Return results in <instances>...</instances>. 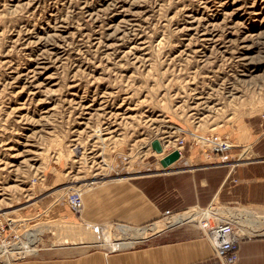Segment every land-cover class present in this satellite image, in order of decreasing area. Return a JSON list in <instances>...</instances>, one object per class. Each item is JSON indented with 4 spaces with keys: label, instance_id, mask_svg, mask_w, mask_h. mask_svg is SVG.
Masks as SVG:
<instances>
[{
    "label": "rangeland",
    "instance_id": "obj_1",
    "mask_svg": "<svg viewBox=\"0 0 264 264\" xmlns=\"http://www.w3.org/2000/svg\"><path fill=\"white\" fill-rule=\"evenodd\" d=\"M261 117L264 0H0V215L12 221L0 264L63 243L74 230L51 217L53 200L162 171L177 137L187 161L190 147L200 152L190 169L222 165L227 153L231 166L250 160L243 134L262 129ZM208 133L227 135L234 147L206 154L195 135ZM213 205L174 214L197 213L184 224L203 232L212 211L232 218L239 235L264 233V207ZM136 229L101 226L94 245H140L152 233L136 238ZM34 230L36 250L17 249Z\"/></svg>",
    "mask_w": 264,
    "mask_h": 264
},
{
    "label": "crops",
    "instance_id": "obj_2",
    "mask_svg": "<svg viewBox=\"0 0 264 264\" xmlns=\"http://www.w3.org/2000/svg\"><path fill=\"white\" fill-rule=\"evenodd\" d=\"M259 123L264 124V117ZM261 128L243 134V140L251 143L252 156L242 163L231 166L232 154L227 153L218 159L226 161L222 165L190 169L186 167L189 162L201 160V155L197 148L190 147L187 161L183 146L179 158L167 169L162 165L158 172L140 170L84 189L78 214L64 201L51 206L53 200L48 206L51 217L73 224L74 230L62 235L63 243L51 242L44 251L12 264H221L203 231L191 224L154 231L137 241L140 245L115 250L94 245L100 237L95 231L104 225L142 228L160 223L166 210L177 213L217 202L264 207V127ZM256 232L254 227V234L240 241L236 264H264V233Z\"/></svg>",
    "mask_w": 264,
    "mask_h": 264
},
{
    "label": "built area",
    "instance_id": "obj_3",
    "mask_svg": "<svg viewBox=\"0 0 264 264\" xmlns=\"http://www.w3.org/2000/svg\"><path fill=\"white\" fill-rule=\"evenodd\" d=\"M195 138L206 154L221 155L229 152L234 147L231 146L232 142L227 135L218 133L197 134ZM174 141L175 149L179 148L178 151L181 153V148L184 146L183 138L177 137ZM65 199L70 210L74 214H78L81 210L80 192L70 191L66 194ZM173 214L166 210L163 216L168 218ZM11 222V219H5V217L0 215V243L6 238L7 231L11 229ZM204 225L207 228V233H204V236L212 248L213 255L221 264H236L239 260V243L244 238V235H239L234 224L225 218L215 220L212 223L206 222Z\"/></svg>",
    "mask_w": 264,
    "mask_h": 264
},
{
    "label": "bare ground",
    "instance_id": "obj_4",
    "mask_svg": "<svg viewBox=\"0 0 264 264\" xmlns=\"http://www.w3.org/2000/svg\"><path fill=\"white\" fill-rule=\"evenodd\" d=\"M160 146H161V144H160ZM161 148H162V146H161ZM161 152H162V150H161ZM161 152H157V153H161ZM167 167L168 166L164 167L163 169H167ZM212 208H214V205H210L206 209H212ZM208 216H210V218H208ZM197 218H198V214L195 213V212H191V211H186V212H181V213H178V214H173V215H171V216H169L167 218L169 220V222L167 223L168 224L167 227L177 226V225H180L182 223L196 222L197 221ZM220 219L221 218H218L217 215L214 212H212V211H208V215L205 217V221L206 222H210V223H212L215 220H220ZM225 219L230 220L234 224V226L236 227V224H235L234 220H232V218H225ZM205 221L203 222V224H201V226L204 228V232L203 233H207V228L204 225V223H206ZM200 223H202V222H200ZM162 227H163L162 225L155 224V225H152L148 229H146V228H138V229L135 230V235H136L135 237L138 238V237L143 236L148 230L150 232H154V231H158V230L164 229ZM120 229H126V228L125 227H120ZM37 230H34V231L29 232V233L26 234V236H25L26 241L24 242L25 246H21V247L18 246L16 248L19 249V250H21V249L24 248L26 250L24 252L33 253L36 250L35 246H33V245L37 242V237L40 234V230L39 231H37ZM3 241H4V239L2 240V242ZM8 251H9V247H7L6 244L1 245L0 246V257L3 256Z\"/></svg>",
    "mask_w": 264,
    "mask_h": 264
},
{
    "label": "water",
    "instance_id": "obj_5",
    "mask_svg": "<svg viewBox=\"0 0 264 264\" xmlns=\"http://www.w3.org/2000/svg\"><path fill=\"white\" fill-rule=\"evenodd\" d=\"M152 147L157 151L161 152L162 148L160 146V143L157 140L152 141ZM180 156V153L177 149H174L170 153L166 154L162 159V165L164 167L171 165L175 160H177Z\"/></svg>",
    "mask_w": 264,
    "mask_h": 264
}]
</instances>
